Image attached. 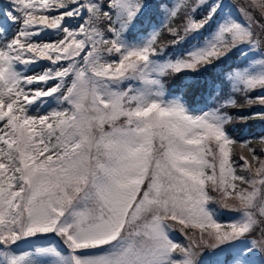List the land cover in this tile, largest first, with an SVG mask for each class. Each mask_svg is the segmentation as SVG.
Returning <instances> with one entry per match:
<instances>
[{
    "label": "snow or ice",
    "instance_id": "obj_1",
    "mask_svg": "<svg viewBox=\"0 0 264 264\" xmlns=\"http://www.w3.org/2000/svg\"><path fill=\"white\" fill-rule=\"evenodd\" d=\"M0 264H264V0H0Z\"/></svg>",
    "mask_w": 264,
    "mask_h": 264
},
{
    "label": "rangeland",
    "instance_id": "obj_2",
    "mask_svg": "<svg viewBox=\"0 0 264 264\" xmlns=\"http://www.w3.org/2000/svg\"><path fill=\"white\" fill-rule=\"evenodd\" d=\"M178 239L182 240V237H178Z\"/></svg>",
    "mask_w": 264,
    "mask_h": 264
},
{
    "label": "trees",
    "instance_id": "obj_3",
    "mask_svg": "<svg viewBox=\"0 0 264 264\" xmlns=\"http://www.w3.org/2000/svg\"><path fill=\"white\" fill-rule=\"evenodd\" d=\"M164 37H167L166 35ZM168 38V37H167ZM168 40V39H167Z\"/></svg>",
    "mask_w": 264,
    "mask_h": 264
}]
</instances>
